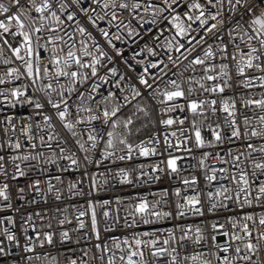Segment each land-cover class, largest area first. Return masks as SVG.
<instances>
[{
	"label": "snow or ice",
	"instance_id": "1",
	"mask_svg": "<svg viewBox=\"0 0 264 264\" xmlns=\"http://www.w3.org/2000/svg\"><path fill=\"white\" fill-rule=\"evenodd\" d=\"M145 24L156 26L152 46L145 43L138 51L132 48V54L126 55L117 42L138 45L149 31L143 27ZM165 31L170 33V38L165 36ZM159 47L164 49L162 57L146 61L145 54L161 55ZM173 52L176 55L170 54ZM184 61L188 62L184 72L195 73L197 67L200 68L198 79L190 75L185 80L183 73L169 75L172 68ZM118 62L127 71L119 69ZM0 64L7 66L0 74V113L18 107L34 110L31 116L21 119L19 127L14 115H3V124H0V177L4 178L0 181V205L3 210L12 209L13 192L20 200L26 199L25 188L13 190L11 185V181L29 175L21 164L30 171L47 175V165L66 161L58 170L80 173L81 179L67 183L69 193L80 197L91 196L107 185L109 173L120 184L134 185L137 181L147 184L149 181L144 177L151 173H146L142 164L135 181L127 168L113 171L108 167L104 172L93 174L89 165L99 167L105 162L112 165L117 161H131L134 155L137 158L155 156L159 133L135 144L130 138L139 136L149 125L161 124L165 133L176 125L183 139L177 138L176 144H170L165 135L164 151L175 148L191 153L193 148L215 149L222 148L226 142L243 143V148L237 144L235 151L229 148L225 155L202 153L203 159L199 161L205 168L206 183L218 185L214 189L210 187L206 193L208 210L233 215L225 217L224 222L218 219L205 223L204 227L180 225L178 239L174 227L166 232L167 238L161 240L157 235L159 229H136L162 220H182L189 214L203 217L201 193L181 197L177 189L175 196L183 203H176L175 209L168 211L161 209V205L167 203V193L155 202L140 197L124 209L123 217L120 207L112 208L111 201L96 204L85 200V206L77 209V231L86 227L81 218L89 217L87 226L98 242L94 247L100 253L92 259L99 260L100 264H264V144L258 147L251 142L252 138L264 140V0H0ZM129 72L135 73L134 77ZM92 78H98L100 83H93L90 90L80 91L79 86ZM133 80L135 83H129ZM104 85H112L106 96L99 92ZM257 88L258 97L248 93L239 100L235 95L223 96L226 89L250 92ZM73 93L79 103H69ZM200 93H206L207 97ZM142 99H147L151 107L141 106ZM129 106L133 109L130 115L125 112ZM176 111H188L192 118L176 119L168 115ZM209 113L224 114L223 126L219 122H215V126L207 124L212 139L205 138V126L196 119H206ZM33 116L40 117L43 127L34 124ZM185 120L189 122L187 129L180 127ZM37 130L42 134L37 135ZM17 133L28 142L29 151H23L24 145ZM171 136L176 137V131H172ZM186 142L192 147H186ZM38 145L47 148L51 155L38 151ZM101 147L100 159L93 160ZM256 152L260 153L258 158L253 155ZM210 157L222 165H230L234 171L207 165ZM227 157H231V161ZM180 159L182 157L168 152L166 165L172 173L179 171ZM153 170L162 171L158 166ZM85 176L87 192L83 188ZM52 180L61 184L65 181L61 175L46 181L47 191H55L54 199L59 201L64 193ZM183 183L195 190L197 180L185 179ZM40 184L41 179L35 178L28 187L42 194ZM36 202L34 196L30 203ZM120 203L117 201L118 205ZM97 207L103 210L100 214L105 218L104 232H115L114 225H120L121 220L120 227L132 231L122 236L113 235L110 243L106 242L98 225ZM254 207L262 211L259 214L244 211ZM34 215L41 219L40 231L32 215L27 217V226L20 224L19 231L13 217H0V256L15 255L12 249H17L33 254L26 257L28 264H59L50 251H44L46 245L54 243L56 233L51 230L52 224L44 226L41 214ZM66 222L70 223L67 217L58 220L61 227ZM29 229L34 233L35 242ZM21 236L26 243L21 244ZM218 238H227L226 243L222 246ZM71 240L69 231L60 232L61 243ZM185 242L192 248L185 249L186 254L181 256L180 249L185 247ZM86 256L85 251L80 257L82 264H88ZM66 259L68 264H77V259L67 256ZM12 264L19 262L14 260Z\"/></svg>",
	"mask_w": 264,
	"mask_h": 264
},
{
	"label": "built area",
	"instance_id": "2",
	"mask_svg": "<svg viewBox=\"0 0 264 264\" xmlns=\"http://www.w3.org/2000/svg\"><path fill=\"white\" fill-rule=\"evenodd\" d=\"M6 2V0H5ZM144 15L143 13H141ZM125 15H127L125 13ZM147 19H151L150 16H146ZM102 26H106L105 22H101ZM145 29H149L148 32L144 33V39L139 41L138 45H133L131 42L128 45H124L121 42H117L118 46L123 48L125 50L126 55H131V49L136 48L137 51L140 47L144 46L145 43H147L148 46H152V38L156 35V26H149L145 24L143 26ZM166 27V24L164 25ZM195 28L196 25H193ZM199 30V29H197ZM94 35H97V38L99 39L98 34L94 31ZM165 36L170 38V33L168 31H165ZM79 38V37H78ZM209 43H212L210 40ZM216 44H219V41H216ZM215 47V45H214ZM158 51L161 53L160 56L156 57H149L147 54H145L144 58L145 60H153L156 61L162 57V54L164 52V49L162 47L158 48ZM172 55H176V53H170ZM203 53L201 52V55ZM6 55H11L10 52H6ZM219 55V54H217ZM163 58L166 60L167 57L163 56ZM219 63V61H217ZM19 63V62H17ZM187 61H184L179 65V67L172 68V71L169 72V75H172V72H175L177 76L180 73H183L184 79L186 80L187 77L190 75H194L197 79L201 75L200 68L197 67L196 72L192 73L191 70L189 72H184V66L187 64ZM16 66V65H12ZM111 66V65H109ZM119 69L127 71L123 68V65L121 63H117L116 65ZM5 65L0 64V74L3 73L5 69ZM171 68V65L169 66ZM85 71V70H81ZM100 75H103V71H101ZM129 75L133 76L135 73L129 72ZM259 75V73H258ZM176 78V77H173ZM165 80H167V77H165ZM27 81H25L26 83ZM63 82V81H62ZM93 83H100V80L98 78H92L89 81L84 82L79 86L80 91H83L84 89H91V85ZM129 83H135V81H130ZM258 83V82H257ZM139 87V85H137ZM163 84L161 85V88H163ZM128 87V84L125 85V88ZM112 88V85H104L100 88L99 92L102 95H107V90ZM260 90L252 89L250 92L249 90H227L223 94L224 97L235 95L237 99L239 100L241 96L244 93H248L250 95L259 96ZM127 94V93H125ZM202 97H207L206 93H200ZM145 96H147V92H145ZM85 98L87 100V93H85ZM2 99V98H0ZM100 99V96L97 95V100ZM147 100V99H145ZM148 101V100H147ZM219 102V101H218ZM69 103L76 104L79 103V101L76 99V94L73 93L72 98L70 99ZM88 103H91L88 101ZM149 103V101H148ZM150 104V103H149ZM95 105H93L94 107ZM131 106H129L130 108ZM237 107L240 108L241 105L238 103ZM244 111L243 109H241ZM45 111H48L46 108ZM34 110L29 107H18L17 109H6L5 112L0 113V124H3V115H14L16 117V123L17 127H19V122L23 118H27L33 114ZM168 115H171L172 117L176 119H183L185 116H188L189 119H191V113L188 111L180 112L176 111L173 113H170ZM223 113H217L212 114L209 113L208 117L204 119V130L203 135L206 139H212L210 133L207 129V124L212 123L213 126H215V122H219L223 126ZM167 118V116H165ZM201 119L200 117H197ZM33 122L34 124H40L41 127H43V123L38 116H33ZM183 128L189 127L188 120H185L184 125L180 126ZM176 131L177 136L172 137L171 132ZM159 133V143L156 145L158 149V154L155 156L150 157H136L134 155V158L129 161H117L116 164L109 165L107 162L104 164H101L99 167H97L95 164L89 165V171L93 174L97 172H104L106 168L110 167L113 171H117L119 168H127L128 170L132 171L133 179L135 181L136 177L139 175L138 167L139 165H144V171L146 173H151V176H145L144 179L148 180L149 183L144 184L142 182H135L134 185H128V184H120L118 180L112 179L111 174H107L108 184L105 185L103 188H99V190L94 191L91 196L86 197H80L75 196L72 193H69L67 188V183L69 181L75 182L76 180L81 179L79 172H59L58 167H63L67 162L66 161H58L57 165H47L48 174L42 175L33 171H30L28 167H26L24 164H21V167L26 171L29 172V175L26 177H20L15 181H11V185L13 190L17 187H23L26 189L25 191V200H20L18 197L15 196V193L13 192V198H12V209H6L3 210V206L0 205V217H3L5 215L13 217L16 221V229L19 231L20 224H25L27 226V217L29 215H32L33 221L36 224L37 231L41 230L42 222L40 217H37L34 215V213H40L41 217H43V225L46 226L48 223L52 224V231H54L56 234L54 236V243L51 246L45 247V252L50 251L52 253V256L56 257L59 261V264H68L67 257H71L72 259H77V264H82V261L80 259L81 256H83V252H87L88 256L84 257L85 260L88 261V264H100L99 260H93V256H99V250L94 247L95 243H98L95 241L94 236L90 234V228L87 226L89 224V217L85 216L82 217L85 221L86 227L82 230L77 231L78 229V221L76 219L78 215L77 209L79 207L85 206V200H91L93 203L99 204L102 203L105 200L111 201L112 208H115L117 206L120 207L121 212L120 215L124 216V209L127 208L130 204L134 203L137 198L144 197L147 198L150 202H155L161 199V197L167 193V203L161 205V209L164 211L168 210H174L176 203H183V200L175 196V191L177 189L181 192V197H184L186 195H192L195 194V192L201 193V200L203 202V210L205 215L203 217L196 216L193 214L187 215L184 219H172V220H162L154 225H141L136 230L137 231H155L156 229H159V232L157 235L161 240H163L166 237V232L171 231L174 227L176 228V237L177 239L181 235L179 226L184 225L187 227H195L200 226L204 227L205 223H212L215 220H220L221 222H224V218L228 216H232L233 213L227 212V211H219V212H211L208 210L209 202L207 200L206 193L209 190V188H215L218 187V185H208L206 183L205 179V168L199 164V161L203 159L202 153L205 152H211L213 155H215V152H220L221 155H225V152L227 149L231 148L233 151H235L237 144L239 147L243 148L242 142H237V144H230L225 143L222 148H204V149H196L193 148V151L191 153L184 151L183 149L177 150L175 148L169 149L168 151H164V136H168V142L170 144H176L177 138L183 139L181 137L179 128L176 125H173L170 129H168L167 133L164 131V126L161 124H157L156 129L153 133L150 135H155ZM42 133L37 130V135H40ZM11 135V134H10ZM16 135L19 136V133ZM149 135V136H150ZM147 136L144 140H147ZM20 141L22 145H24L23 151L27 152L29 151L28 148V142L23 138V136H19ZM86 139V135H85ZM36 142V141H34ZM252 143L257 145L258 147L262 144H264V140H261L260 138H252ZM186 147H192L191 143L186 142ZM55 147V144L53 145ZM38 151H43L45 155H51L49 150L47 148H42L38 145L37 148ZM103 150L101 147L98 149L93 156V160H99L100 156L99 153ZM163 153L162 155L160 153ZM168 152H171L173 156H179L182 157V159L178 160V169L179 171L176 173H172L171 170L166 165V160L168 159ZM255 157H259L260 153L256 152L253 153ZM231 161V157H227ZM207 165L214 166L217 169L220 167L229 168L230 171H234L231 169L230 165L228 164H220L216 159L209 158L207 160ZM151 166V167H150ZM158 166L162 171H154V167ZM250 168V164H249ZM9 171L11 172L12 169L9 168ZM54 175H61L64 179V183L61 184L55 180H52V182L56 185L57 188L60 189L61 192L64 193V196L61 200L56 201L54 199L55 197V191L48 192L46 187V181L51 179ZM158 176L159 179L155 180L152 179V177ZM39 178L41 179L40 188L42 190L41 193H36L34 190L29 188L28 186L31 185L33 179ZM192 178H195L197 180V185L195 186V190L191 186H187L183 183L185 179L191 180ZM4 178L0 177V181H2ZM85 183L83 184L84 191H88V179L87 177H83ZM229 187H232V185H229ZM35 196L36 203H30L32 201L33 197ZM45 197L47 198V202H45ZM117 201H120L121 203L118 205ZM59 209V211H58ZM103 210L97 207V220L98 225L101 229V236L102 239H104L106 242L110 243V238L113 235L116 236H122L124 234L130 233L131 229H124L121 228L120 225L123 224V220L120 221V225H114L115 232H104L103 229L105 227V218L100 214ZM244 211L247 212H254L256 214H259L262 209L260 207H254V208H245ZM67 217V220L70 221V223H65L62 227L59 225L58 220L64 219ZM111 223V221H109ZM8 227H12V225H8ZM44 230H48L46 227H44ZM67 230L69 231L72 240L70 242H60V232ZM206 231H210V229H207ZM29 235H33V241L35 242L34 233L31 232L29 229ZM227 238H218V242L223 246L226 243ZM79 240V243L76 241ZM26 243L25 239L21 236V244ZM175 243V242H174ZM192 248V245L188 242H185V247L181 248V256L186 254V250H190ZM72 250H75L74 252ZM37 251L40 252L41 250L37 248ZM12 252L15 253V255L10 256H0V264H12L14 260L18 261L19 264H28V261L26 259L27 256L33 255L32 253H25L17 249H12ZM107 255H110L107 254ZM117 255H119V252H117ZM167 259V258H165ZM257 259V257H253V260Z\"/></svg>",
	"mask_w": 264,
	"mask_h": 264
},
{
	"label": "trees",
	"instance_id": "3",
	"mask_svg": "<svg viewBox=\"0 0 264 264\" xmlns=\"http://www.w3.org/2000/svg\"><path fill=\"white\" fill-rule=\"evenodd\" d=\"M140 105L141 106H145V105H148L149 107H151V105L148 103V101L147 100H145V99H142V100H140ZM133 109L130 107V108H128V109H126L125 110V112L128 114V115H130L131 114V111H132ZM123 118V117H122ZM197 119V121H198V123H203V125H204V119H199V118H196ZM139 121L137 122V126H139ZM156 126H157V124L155 125V126H153V125H149L148 126V128H147V130H145V131H142L141 132V134L139 135V136H133V137H131L130 139H131V142H133L134 144L135 143H139L140 142V140L141 139H145L147 136H149L151 133H153L154 131H155V129H156Z\"/></svg>",
	"mask_w": 264,
	"mask_h": 264
}]
</instances>
